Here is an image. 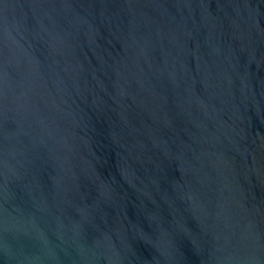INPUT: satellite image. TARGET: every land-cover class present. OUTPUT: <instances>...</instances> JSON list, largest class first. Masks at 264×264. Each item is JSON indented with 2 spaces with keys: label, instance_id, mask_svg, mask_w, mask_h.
Listing matches in <instances>:
<instances>
[{
  "label": "water",
  "instance_id": "1",
  "mask_svg": "<svg viewBox=\"0 0 264 264\" xmlns=\"http://www.w3.org/2000/svg\"><path fill=\"white\" fill-rule=\"evenodd\" d=\"M0 264H264V0H0Z\"/></svg>",
  "mask_w": 264,
  "mask_h": 264
}]
</instances>
